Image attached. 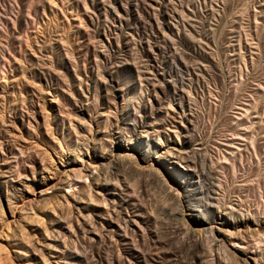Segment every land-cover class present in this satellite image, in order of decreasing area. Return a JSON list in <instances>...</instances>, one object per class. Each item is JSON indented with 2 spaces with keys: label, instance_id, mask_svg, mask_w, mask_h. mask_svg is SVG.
<instances>
[{
  "label": "rangeland",
  "instance_id": "rangeland-1",
  "mask_svg": "<svg viewBox=\"0 0 264 264\" xmlns=\"http://www.w3.org/2000/svg\"><path fill=\"white\" fill-rule=\"evenodd\" d=\"M18 1L20 3V0H15V3L17 2V5H14L15 7L17 6V8L14 7L15 12L18 11ZM36 1H33L34 3L31 0L28 2H30L31 5L37 3L38 5L43 4V6H38L36 4L37 18L31 15L33 19L28 24H34L32 26L28 25L25 33V35H28V39H32H26V42L23 41L25 45L22 44V47L26 48L29 46L30 48L33 46V35L37 32L40 37L39 41H42L39 43H44L46 46L48 45L47 49L52 58L49 66L51 67L53 64V70H59L60 76H58L59 80H57L60 83H63V80L66 82L67 79V82L70 81L69 74L60 67L62 60L66 57H71L70 59L72 60L74 58L77 59L73 61L70 60L71 66H73V68L74 66L76 67L72 69L70 66V70H72L71 73L73 74H77L80 71L81 74H77V77L82 75L80 78L82 81L84 80V86L85 83H87L85 79H87L88 75L90 76V72L94 74L93 81L99 84L104 81L102 85L107 84L108 86L106 85V87L109 89L101 93V90L97 88L100 94L95 90V95L93 94L95 97H93V99L95 101L94 106H96L95 104L98 106V113H101L102 111H100V108L104 107L101 96L107 95L112 99L106 100L105 105L107 106V112L105 111L104 113H107V117L105 115V117L102 118L105 120L109 117L107 121L109 120L110 122L108 121L107 127L110 129V133L121 132L123 136L127 135L126 137L124 136L125 139L133 136L135 138L133 143L139 141V144H141L140 148L146 151L150 150L153 153L151 154L153 155V162L157 163L159 160L160 163L159 166L157 163L155 168L161 171V175H163L168 182H172V179L168 177L169 172L175 173L170 156H174L176 152L184 148L182 144V130L184 129L183 123L186 119L191 122L193 129H191V134L189 133V135H194V137L191 136L190 141L187 140L185 143H189L191 146L194 145L193 148L196 153H199V150L200 152L205 151L204 154H207V162L211 159L214 161L220 160L221 156L223 158L228 155L227 146H229L228 143L231 142L230 138L235 134L237 140H235V143L238 142L236 144H239L235 145V149H237V152L235 151L236 180L235 185L230 184L226 188V192L228 188L231 191L228 190L230 193H226V200H238H235V216L238 215V213L244 214L250 209H256V207L259 208L260 206L258 203H260L261 206L264 205V0H38L41 3ZM42 8L45 11H43ZM154 8H156V10H154ZM15 12L14 15H16ZM120 15H123L126 20L121 18ZM118 17L122 20L120 19L119 21ZM127 19H130V21ZM125 21L128 22L125 23ZM120 22L122 26H120ZM156 25H158L157 27L159 28H157ZM45 26L49 27L47 28ZM130 26L133 30L132 28L130 29ZM36 28L37 30L32 32ZM123 28H125V30ZM54 29L60 30V33L54 31ZM160 30L165 31L161 32ZM43 33L46 35L43 36ZM55 33L58 35L57 37L56 35L52 36V34ZM99 33L100 35H98ZM127 33L128 36H126ZM93 34L96 35L94 36ZM38 35L36 37H38ZM93 36L95 37L94 39ZM167 37L169 39H167ZM50 38L53 40L50 41ZM42 39L48 40L43 41ZM30 41L32 43H30ZM56 41L59 42V45L65 41H68V44H66V46L64 45L65 43H63V45H61L62 47L60 46V52L58 50L55 51V48L51 50L53 46L55 47ZM49 42H51V44ZM63 48L68 50H64ZM69 50L73 51V54ZM67 51L70 52V57ZM101 51L105 55L102 54ZM49 53L46 55L49 56ZM54 53L55 56L53 58L51 55H54ZM174 53H176L175 56L177 55L176 64L173 62V58H171L172 56L175 57ZM178 55H180V57ZM90 58L93 59L91 66L88 65V59ZM95 58H98V60ZM109 58L111 59L109 60ZM75 61L77 64H73ZM122 61L127 63L121 64ZM167 62H170L171 65L172 62L174 63L173 70L172 68L170 69L171 66H166ZM76 65H78V67ZM121 65L124 66L121 67ZM52 68L50 69L52 70ZM180 69L183 72H181ZM97 71H99V73ZM145 72L146 74H144ZM100 73L101 76H98ZM145 75L148 77L146 78ZM102 76L103 79L101 78ZM110 76L113 77L112 80ZM149 76L151 79H149ZM152 77L154 78L152 79ZM148 80L150 81L149 84ZM105 81L107 82L105 83ZM48 82L50 84L52 83L51 85L56 83L54 79L48 80ZM67 82L65 83L66 85H68ZM69 85L68 87H70ZM174 87L177 89L175 88L174 90ZM97 93L100 96H96ZM98 96L100 98H98ZM115 98L116 100L113 101ZM165 99L168 100V102ZM169 99L172 100L170 101ZM164 101H166V103H164ZM168 103H171L169 108L172 107L174 110L168 108ZM61 104L62 107L66 105L67 108H64L68 110L69 106H67L68 103L66 101H62ZM179 104L181 105L179 106ZM181 107L185 108L186 111ZM110 112H112V116L115 118H112L110 115L108 116ZM186 113H188V117ZM185 117L187 118L185 119ZM234 117L236 125L233 124ZM133 120H135V123L132 122ZM152 122L154 124H152ZM132 123L134 125L139 124L134 126ZM145 125L148 127L150 126L149 129H146L144 127ZM111 129L114 130L112 131ZM194 129L196 130L195 133ZM232 131L234 134H232ZM146 133L153 135L146 139L142 138ZM236 133L239 134L238 137ZM245 137L247 139L251 138V142L253 141L254 145L249 144L251 143L249 142L250 140H248L249 143H246L247 139H245ZM196 141H201V144L198 143V145H196ZM222 142H224V146L221 147ZM204 143L209 145L206 146ZM240 143L242 146H240ZM243 144L246 149H242ZM248 144L251 146L249 147ZM208 146H211V148H207ZM218 146L220 148H218ZM121 147H123L122 150H128L126 152L127 154H138V152L133 149L134 145L128 144V142L122 143ZM197 147L198 149H196ZM200 147L202 149L204 148V150L202 151L199 149ZM205 149H208V153H206L207 151ZM114 153H118L116 156H123L126 154L124 151ZM239 154L241 156H239ZM209 155L212 157H209ZM215 157L217 159H215ZM144 165L146 164L139 166L141 169L136 165H133L134 167L131 165L128 170H126V172L130 173L132 172L131 169H135V173L132 174L133 171L130 175L132 174L131 181L134 183L136 182V195L141 204L142 211L145 213L148 212V214H151L154 218L151 219V222L145 221L141 238H133L135 249L141 258L139 264H210L211 262H207V259L212 260V263L214 262L215 264H223L220 244H216V246L212 245L211 247L208 241V235L204 234L202 226L200 224L195 225L192 216L188 215L191 214V211L186 203L184 208H180L179 215H167L163 210L162 207L169 203L170 199L164 192V189L161 188L156 181L154 183L152 182L154 180H152L150 183L148 182L150 179L143 177L142 174L146 172L144 171V169H146ZM177 172L178 175L188 173V171L180 168H177ZM190 174H192V179L190 180H195V172H190ZM260 199L263 201H258ZM242 200L245 201V204H243L244 201L242 202ZM238 202L241 203V207ZM246 202L251 208H248ZM260 208L263 209L264 206ZM215 214L219 215L220 218L221 215L217 210H215ZM179 217L185 218L187 222H184L185 224L182 223ZM221 217L224 218V216ZM189 225H195L193 226L194 233L190 231ZM215 225L216 227L220 226L218 220ZM235 227V233L238 232L241 237V239L238 237L237 242H242L244 240L243 242L249 245L251 244V247H253L254 241H252L253 239L250 241L247 239H251V236L257 238L255 232L258 230L259 233H264V221L262 224H255L253 220H241L235 223ZM246 234L248 235L246 236ZM201 245H207L211 248V257L209 256L207 259L203 257L202 260L197 257V255H202L201 250H199ZM116 249L117 247L115 245L112 247L98 245L91 254L93 255L92 264H126L124 261L117 260ZM4 250L5 253L3 252V255L6 257L8 263L11 260V264H21V262L19 263L17 262L18 260L15 259L13 250ZM6 253H9V255L7 256Z\"/></svg>",
  "mask_w": 264,
  "mask_h": 264
},
{
  "label": "bare ground",
  "instance_id": "bare-ground-1",
  "mask_svg": "<svg viewBox=\"0 0 264 264\" xmlns=\"http://www.w3.org/2000/svg\"><path fill=\"white\" fill-rule=\"evenodd\" d=\"M28 1L30 0H20V3L18 1V11L15 12L14 9L17 8V6H14L17 5L15 0H0V264L12 263L11 260L8 263L6 257L3 255V252L5 253L4 249L13 250L15 259L18 260L17 262H21V264H92L93 255L91 254L98 245L106 247H112L115 245L117 247V260L124 261L126 264H139L141 258L135 249L133 238H141L145 221L151 222V219L154 218L151 214H148V212L145 213L142 211L141 204L136 195V182L134 183L131 181V175L135 173V169L132 170L130 168L132 172L134 171L133 173L130 172L132 173L131 175L126 172V170H128L131 165H136L141 169L139 166L142 164H146L144 165V168H146L144 171L147 172H145V174L141 173L143 177L150 179L148 182L154 180L152 182L155 183L156 181L157 184L164 189V192L170 199V202L162 207L167 215H179L180 210L182 207H185L186 203L191 211V214L188 215L192 216L195 225L200 224L202 226V231L204 234L208 235V241L211 244V247L212 245L216 246V244H220L223 255V264H264V233H259V230L257 229L258 231L255 232L257 238L251 236V239H247L249 241L253 239V247H251V244L249 245L243 242L244 240L242 242H237L238 237L240 236L238 232L235 233V223L238 221L248 219L251 221L253 220L255 224H262L264 221V208L261 209L260 207L264 205L261 206L260 203H258L260 206L259 208L256 207V209H250L244 214L238 213V210V215L235 216V200L237 199L226 200V193L231 192L229 188L228 190L230 192H228V190L226 192V188L230 184L235 185L236 180L235 151L237 149H235V145L239 144H236L238 142L235 143L236 138L234 132L232 131L234 136L230 138L231 142L228 143L229 146L226 145L228 147V155L223 158L221 156V159L216 161L208 159L210 162H207V154H204V148L202 149L200 147L199 149L203 152H200L199 150V153L197 152V154L193 148L194 145L191 146V144L185 143L187 140L190 141L191 136L194 137V135H189L192 126L191 122L186 119L188 117V113H186V120L184 123L182 122L184 124V129L182 130V144L184 148L176 152L174 156L172 154V156H170L172 159L171 162L174 165L175 173L173 174L172 172H169L168 177L172 179V182H168L164 176L161 175V171L155 168L157 163L158 166L160 163L159 160L157 163L153 162V155H151L153 153L150 150L146 151L140 148L141 144H139V141L133 143L135 139L133 136L125 139L127 135H124V137L121 132L110 133V129L107 127V123L110 122L109 120V122L107 121L109 117L107 119L104 118L106 121L102 119L107 114L104 113L107 108L105 102L110 98L107 95L101 96L104 106L103 108L99 107L100 111H102L101 113H98V106L97 104L94 106L95 101L93 99V97H95V90L99 88L101 90L100 92L104 93L107 89V84L102 85L104 81L102 83L100 82L101 84L93 81L94 74L90 72V76L88 75L87 79H85V82L87 83H85L84 86V80L82 81L80 78L82 75L77 77V74H79L80 71L77 74L74 71L75 75L71 73L72 70H70V60H72L70 59V52L73 54V51H67V53L69 52L68 55L70 58L66 57L62 62L60 61V67L70 76V85L69 82H67L68 79L66 80L70 86L68 87L63 79H61L63 80V83L58 81V76H60L58 72L59 70H53V64L51 67L49 66L52 58L47 49L48 45L46 46L44 43L40 44L42 41H39V33L36 32L38 37H36V34V36L33 35V46L30 48L29 46H27L28 48L22 47L23 41L26 39H32H28V35H25L26 28L29 25L28 23L33 19L31 18V15L34 17L37 15V3L31 5ZM31 1L33 2L36 0ZM40 1L37 0L36 2ZM39 5L43 6V4ZM154 10H156V8H154ZM14 12L16 15H14ZM122 16L121 18L126 20V18ZM127 20L130 21V19ZM127 22L125 21V23ZM120 26H122L121 22ZM157 26L158 25H156V27ZM131 28L132 27L130 26V29ZM123 29L125 30V28ZM36 30L37 28L31 31L34 32ZM54 31L59 32L60 30L54 29ZM128 33L126 36H128ZM45 35L46 34L43 36ZM54 35H56V33L52 34V36ZM93 35L95 36L96 34ZM98 35H100V33ZM57 36L58 35H56V37ZM94 36L93 39L95 38ZM167 39L169 38L167 37ZM44 40L47 41L48 39ZM51 40L53 39L50 38V41ZM58 41L55 42V47L51 46V50L55 48V51L58 50L60 52V46L63 45V43H65L64 45L68 44V41H65L59 45L60 41ZM30 43L32 42L30 41ZM49 43L51 44V42ZM47 53H49V56L46 55ZM175 54L176 53H174V56ZM180 55L178 56L180 57ZM51 56L54 58L55 53ZM96 56L99 57L98 55ZM176 56L171 57L175 64L177 62ZM110 59L111 58H109V60ZM96 60H98V58ZM97 62L100 63L99 61ZM173 62L172 65L170 62H167L166 66H171L170 69L172 68L173 70ZM75 63L77 64L76 61L73 62V64ZM92 63L93 59H88V65L91 66ZM122 63L124 64L125 62L122 61L121 64ZM76 66L78 67V65ZM123 66L124 65H121V67ZM71 67L72 69L76 68L75 66L74 68L73 66ZM50 68H52V70ZM97 72L99 73V71ZM146 72L144 74H146ZM101 73L98 76H101ZM147 77L148 76H146V78ZM101 78L103 79V76ZM112 78L113 77L110 79L112 80ZM153 78L154 77H152V79ZM51 79L55 80L56 83L54 85H51L52 83L50 84L48 82V80ZM149 79H151L150 76ZM106 82L107 81H105V83ZM149 83L150 81L148 80V84ZM175 88L176 87L173 89L175 90ZM99 94L97 93L96 96ZM99 96L98 98H100ZM114 100H116V98L113 99V101ZM169 100L171 101L172 99ZM62 101L68 103V110L64 108L66 105L64 107L61 106ZM166 101L168 102V100ZM166 101H164V103H166ZM171 103H168V108ZM180 105L181 104H179V106ZM170 108L174 110V108ZM182 109L185 110V108ZM112 112H110L108 116H112ZM112 118L115 117L112 116ZM234 119L235 117L233 118V121ZM132 122L135 123V120ZM152 124L154 123L152 122ZM233 124H235V121ZM144 127L149 129L150 126L148 127L145 125ZM195 131L196 130L194 129V133ZM152 135L146 133L142 138L146 139ZM236 136L238 137L239 134ZM245 139L247 138L245 137ZM248 140L251 142L250 138L247 139L246 143H249ZM212 141L214 142L215 140ZM127 142L128 144L134 145L133 149H135L138 154H127V149L122 150L123 147H121V144ZM200 142H197L196 145ZM223 143L224 142H222V145L220 144L221 147L224 146ZM204 144L206 146L209 145L206 143ZM244 144L242 149L244 148ZM249 144L252 145L253 141ZM251 145H249V147ZM240 146H242L241 143ZM209 147L211 148V146H208L207 148ZM218 148L220 147L218 146ZM196 149H198V147ZM118 151H124L126 154L123 156H116L118 153L114 152ZM206 153H208V151ZM211 155H209V157L213 156ZM239 156L241 155L239 154ZM216 157L215 159H217ZM177 168L184 169L185 171H188V173L178 175ZM190 172H195V180L193 181L190 180L192 179V174H190ZM244 200H242V202ZM258 201L261 202L263 200L260 199ZM239 204L241 207V203ZM243 204H245V201ZM248 208H251V206H248ZM215 210H217L221 216H224V218L221 216L219 218V215L215 214ZM181 217L179 218L182 220V223L187 222L185 218ZM217 220L220 225L219 227H216L215 225L217 224ZM195 225H189L190 231L193 233V226ZM247 235L248 234H246V236ZM199 250L202 252V255H197L199 259L201 258L202 260L203 257L206 259L209 256L211 257V248L209 246L201 245ZM8 255L9 253L7 256ZM206 261L211 262L210 264H215L214 262L212 263V260L207 259Z\"/></svg>",
  "mask_w": 264,
  "mask_h": 264
}]
</instances>
